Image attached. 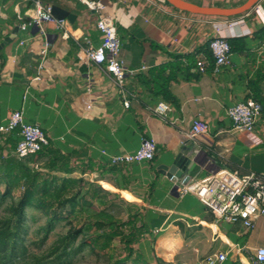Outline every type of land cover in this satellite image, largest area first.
Wrapping results in <instances>:
<instances>
[{"label": "crops", "instance_id": "crops-1", "mask_svg": "<svg viewBox=\"0 0 264 264\" xmlns=\"http://www.w3.org/2000/svg\"><path fill=\"white\" fill-rule=\"evenodd\" d=\"M101 1L103 12L116 16L119 54L127 69L122 82L105 65L90 61L81 47L102 41L98 14L85 2L43 0L56 17L68 20L66 38L51 24L45 25L47 35L34 26L22 29L33 14L32 0H0V124L12 111L24 109L55 147L98 163L110 164L111 156L135 151L145 138L153 140L152 161L118 166L104 178L98 175V182L133 209L144 210L166 260L207 264L208 255L224 252L222 264H264L254 258L264 245V216L252 229L218 221L196 195L178 193L160 172L191 139L192 123L201 118L209 130L194 140L201 151L193 181L224 169L264 173V79L259 83L263 113L254 131H234L227 115L229 106L252 94L250 81L264 77V0L237 17L192 14L164 0ZM189 1L235 7L247 0ZM216 35L240 37L245 48L233 51L231 63L218 69L199 53L198 67L192 69L198 77L181 75L171 85L177 105L152 95L141 81L172 54L195 53ZM46 39L51 47L42 60ZM161 101L171 107L166 119L153 112Z\"/></svg>", "mask_w": 264, "mask_h": 264}, {"label": "trees", "instance_id": "trees-1", "mask_svg": "<svg viewBox=\"0 0 264 264\" xmlns=\"http://www.w3.org/2000/svg\"><path fill=\"white\" fill-rule=\"evenodd\" d=\"M239 16V15H237ZM235 16V17H237ZM231 51L245 48L240 37L227 38ZM211 39L198 51L192 54H172V60L163 63L141 76V81L147 85L154 96H160L167 102L177 105V99L171 91L173 82L181 75L187 78L198 77L192 69L198 67L197 55L204 52L210 64L214 66L215 57L210 48ZM264 77L257 76L251 80L250 96L261 102L260 81ZM249 96V97H250ZM18 133L7 135L5 143L14 146L18 142ZM6 147L0 141V185L5 183L1 193L0 203L11 199L8 211L10 217L0 223V264H19L24 254L22 233L25 230L26 213L29 208L38 210L46 217L44 228L53 230L62 220L70 223L81 222L79 228L70 230L62 237L60 243L63 249L58 257L71 255L69 247L84 233L86 234L79 245L78 251L85 247L106 249L118 239L127 252L126 258L115 264H140L143 262L142 252L137 251L139 245L147 236L152 235L149 220L143 210H132L126 219L117 218L110 211L101 209L88 214L83 221L86 206H92L91 200L98 197L101 204L107 206L103 193H108L98 182L88 180L85 173L91 172L104 178L105 173H114L118 166L108 163H98L93 158H80L77 152L65 153L54 146L52 142L42 151L27 158L35 163L42 162L44 170H37L19 160L16 156L5 154ZM78 172L79 175L74 174ZM23 188L21 196L14 199V192ZM1 191V190H0ZM116 197L119 195L114 194ZM35 218V217H34Z\"/></svg>", "mask_w": 264, "mask_h": 264}, {"label": "built area", "instance_id": "built-area-1", "mask_svg": "<svg viewBox=\"0 0 264 264\" xmlns=\"http://www.w3.org/2000/svg\"><path fill=\"white\" fill-rule=\"evenodd\" d=\"M34 2L33 14L30 20L22 25V29L29 26L39 28V32L47 35L45 25L51 24L63 32L64 37H69L68 20L56 17L50 6L43 0ZM98 14L97 28L102 34V41L94 46L90 41L81 43L87 58L96 65H105L122 82L126 67L120 58L121 38L118 33L116 16L103 12L104 4L101 0H82ZM232 26V24H228ZM23 43V42H22ZM51 43L44 41L41 50L42 60L47 57ZM210 48L215 57V67L226 66L231 63V45L227 37L216 35L211 39ZM36 79H40L37 76ZM126 106L129 101H125ZM171 110L169 103L159 102L153 112L167 118ZM263 113V104L250 96L244 101H238L227 108V115L232 122V129L237 132H252ZM189 136L195 140L208 132V124L201 118L192 123ZM17 131L19 139L16 145V155L20 159H27L42 151L51 142L44 129L37 123L27 120L24 109H17L10 113L7 121L0 124V134L9 135ZM157 151L153 140L143 139L139 148L132 152L116 154L110 157V164L120 166L131 163L152 161ZM39 168V163L34 164ZM180 194L196 195L202 204L208 208L218 219L228 223H241L247 229L255 226L256 219L264 216V173L249 172L241 174L239 171L221 170L219 173L210 174L204 178L188 183L179 189ZM227 258L224 252L212 253L206 257L207 264H222ZM255 261L264 263V245L258 247L254 254Z\"/></svg>", "mask_w": 264, "mask_h": 264}, {"label": "rangeland", "instance_id": "rangeland-1", "mask_svg": "<svg viewBox=\"0 0 264 264\" xmlns=\"http://www.w3.org/2000/svg\"><path fill=\"white\" fill-rule=\"evenodd\" d=\"M7 135L0 134V141L6 147L5 154H11L16 156L15 150L10 145L5 143ZM18 158V157H17ZM25 164L34 167L35 162L28 159H20ZM37 170L43 171V165L40 161L39 168ZM98 184V175L92 173V177L87 178ZM0 198L2 191L5 190V183L0 185ZM23 188L16 190L13 194L14 199H18L21 196ZM108 193H103L104 200L107 202V206L98 201V197L95 199L89 198L86 195V199L91 200L92 206H86L84 215L80 218L81 221L94 211L106 209L110 211L117 218L126 219L130 209H133V205H129L122 197H116L114 193L105 189ZM11 199H8L5 203H0V223L10 217L8 211ZM144 211V210H143ZM35 217V218H34ZM46 224V217L42 216L41 212L32 208H29L26 213L25 230L22 233V244L24 254L20 257L19 264H115L118 260L126 258L127 252L124 249V245L116 239L112 242L111 246L106 249L85 247L78 251L79 245L86 234H90L93 231H88L82 234L72 244L71 255L58 257L63 249V245L60 243L63 236H65L70 230L79 228L81 222L70 223L67 220H62L51 231H46L44 228ZM158 233L152 231V235L147 236L139 245H136V249L142 252L144 258L140 264H178L177 260L168 261L165 258V253L159 247ZM70 252V250H69ZM167 257V256H166ZM131 259L128 260V264H131Z\"/></svg>", "mask_w": 264, "mask_h": 264}, {"label": "water", "instance_id": "water-1", "mask_svg": "<svg viewBox=\"0 0 264 264\" xmlns=\"http://www.w3.org/2000/svg\"><path fill=\"white\" fill-rule=\"evenodd\" d=\"M170 5L192 14L205 16L233 17L251 10L260 0H247L235 7L204 6L188 0H164ZM19 28L14 30V33ZM14 33L10 36L14 37ZM201 147L192 139L186 140L180 152L168 165L160 167L161 173L173 183V189L178 191L192 180V172L196 165V158Z\"/></svg>", "mask_w": 264, "mask_h": 264}]
</instances>
